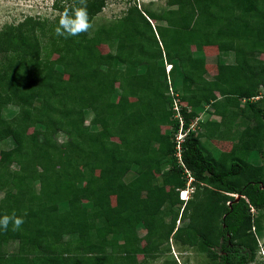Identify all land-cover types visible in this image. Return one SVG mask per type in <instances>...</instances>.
Segmentation results:
<instances>
[{
  "label": "trees",
  "instance_id": "trees-1",
  "mask_svg": "<svg viewBox=\"0 0 264 264\" xmlns=\"http://www.w3.org/2000/svg\"><path fill=\"white\" fill-rule=\"evenodd\" d=\"M64 1L53 10L63 12ZM104 5L88 0L91 22ZM167 5L157 14L133 4L92 35L59 37L57 20L33 17L0 31V142L16 147L0 160V216L15 211L25 220L18 231L0 229V264H140L138 255L149 257L170 238L209 264L255 260V232L264 227L251 214L264 208V60L256 57L264 54V0ZM103 45L113 52L102 53ZM211 47L220 82L206 78ZM170 92L179 93L178 112ZM9 107L16 110L5 117ZM203 112L214 118L200 120ZM177 114L186 132L181 157L195 186L193 204L184 202L182 211ZM226 130L238 140L215 158L201 140L230 143ZM249 152L263 163L250 164L241 154ZM141 226L149 230L140 239ZM10 241L19 249L6 255ZM117 251L122 261H113Z\"/></svg>",
  "mask_w": 264,
  "mask_h": 264
},
{
  "label": "rangeland",
  "instance_id": "rangeland-1",
  "mask_svg": "<svg viewBox=\"0 0 264 264\" xmlns=\"http://www.w3.org/2000/svg\"><path fill=\"white\" fill-rule=\"evenodd\" d=\"M57 1V0H56ZM55 2V0H0V31L5 26H13L20 23L22 20H24L26 17H33V18H48L51 21H56L58 26V20L59 16L62 13L61 11H54L52 8V4ZM168 0H105L104 8L101 10L100 13H98L93 19H92V25L93 27L89 30V34L92 35L93 32L98 28H107L120 18H122L125 15L126 9L136 4L137 8L145 11H151L155 12L157 14L161 13L163 10L170 9L172 7H169L167 5ZM61 6H68L69 1L65 0L64 2L60 3ZM153 24H163V22H154ZM40 37H42L40 35ZM44 41V40H43ZM47 41V40H46ZM44 43V42H43ZM102 53L106 54L109 52H113L109 47L107 46H101L99 48ZM205 53L208 56V62L206 63V70L207 75L206 78L208 81L211 80H217L222 81L218 77L217 74V49L214 47L207 48ZM256 57L260 60H264V54H256ZM163 58V56L158 55V59ZM52 59L55 61L59 60L58 55H52ZM233 57L230 56L228 59V62L232 61ZM170 66L166 67V72L169 70ZM134 79H130V82H133ZM228 81V80H227ZM205 87L209 88V85H206ZM260 94H264V88L260 87L259 90ZM170 96H173V102L172 107L176 112V109L179 111L180 101L178 99L179 93L174 94L173 92H170ZM258 98H254V100H258ZM21 101L26 102L27 101V95L22 94L21 95ZM15 111L16 109L9 107L8 110L4 111V116L6 117L7 112L9 110ZM10 110V111H11ZM246 115L240 111L239 116ZM92 118V114L90 112H87L85 115V124L88 125L90 119ZM214 117L208 116V114H205L203 112L200 116V120H212ZM215 119L218 120V117H215ZM239 118H236L235 123L233 124V129H238V123ZM246 120V119H245ZM250 127H254L257 123L255 120L249 121ZM196 130L198 129V125L195 126ZM164 130V128L162 129ZM203 132L202 128L199 130ZM226 133L231 135L228 139L230 143H221V141L218 140H210V138L203 137L201 142L203 147L208 151L213 157L217 158L219 154L225 149V151H229L231 149L233 143H235L238 140V133H233L232 130H226ZM65 140V138L58 139L59 142H62ZM114 141L119 142V140L115 139ZM217 142V143H216ZM227 142V141H226ZM232 142V144H231ZM16 147L14 146L13 142L11 140H7L6 142H0V160L6 161L8 159V155L14 150ZM244 158H246L250 164L252 165H261L263 162L260 160L259 156L255 152H249V154L241 153ZM240 156V155H239ZM240 158V157H239ZM13 169L15 167H12ZM155 176L157 179V183H161V171H155ZM132 178V175H130L127 179L130 180ZM184 179L186 180L185 187L181 190H179V199H180V192H186L187 194V201L189 205L193 204V201L195 200V186L193 185V179L190 181L188 179V176L184 174ZM202 186V185H201ZM13 195V193H10ZM4 196V191L0 192V199ZM181 200V199H180ZM185 201H182L181 207H179V210L184 206ZM75 203H70L71 206H73ZM178 208V206L176 207ZM251 214L254 215V218L256 215L261 217L262 222L264 221V208L257 210H251ZM165 222H169V218L165 219ZM184 224H187V220L182 221L181 223H176V226H183ZM149 230L146 227L141 226L140 229L137 231L138 237L141 239L145 236V234ZM254 230V229H252ZM255 237L257 240V252L256 257L251 264H258L259 262L258 257L262 253L261 246H264V227L260 232H255ZM69 237H66L63 239V241L69 240ZM154 242H156V239H153ZM141 245H145L144 241L140 242ZM19 249V241H10L3 245V252L6 255L14 254ZM110 252V251H109ZM261 252V253H259ZM114 258H116L113 261H122L124 258L123 255L119 254L117 252H113L112 254ZM112 261V262H113ZM137 262L140 264H209L210 260L207 258L205 254L198 253L194 248H190L186 244L180 243L175 241L174 239H169L166 241H161L159 243L158 249L156 252L152 253L149 257L144 258L141 255L137 256Z\"/></svg>",
  "mask_w": 264,
  "mask_h": 264
},
{
  "label": "clouds",
  "instance_id": "clouds-1",
  "mask_svg": "<svg viewBox=\"0 0 264 264\" xmlns=\"http://www.w3.org/2000/svg\"><path fill=\"white\" fill-rule=\"evenodd\" d=\"M92 27L88 11V0H69L68 6L64 8L59 16L55 34L64 38L75 37L87 33ZM26 214L24 213V215ZM24 223V217L18 216L15 211L0 216V229L5 231L8 230L9 225L12 226L13 231H18ZM261 250L262 253L259 252L261 254L257 263L264 264V246H261Z\"/></svg>",
  "mask_w": 264,
  "mask_h": 264
},
{
  "label": "built area",
  "instance_id": "built-area-1",
  "mask_svg": "<svg viewBox=\"0 0 264 264\" xmlns=\"http://www.w3.org/2000/svg\"><path fill=\"white\" fill-rule=\"evenodd\" d=\"M176 111L178 112V110L176 109ZM180 115L177 114L176 117H178L181 121V118L179 117ZM194 125L195 123L191 124L190 125V129L194 130ZM182 121L180 122V129L178 130L177 134L175 135V142H176V153H175V157H176V160H177V163L182 167L184 168V174L188 176V179L190 181H192V176L190 174V172L185 168L184 164H183V161H182V157H181V154H182V148H181V143L183 142L184 140V137L186 135V132H183L182 131ZM186 192H180V199L183 200V201H187V200H184L183 197H187V194H185ZM251 210L253 211V209L251 208Z\"/></svg>",
  "mask_w": 264,
  "mask_h": 264
},
{
  "label": "water",
  "instance_id": "water-1",
  "mask_svg": "<svg viewBox=\"0 0 264 264\" xmlns=\"http://www.w3.org/2000/svg\"><path fill=\"white\" fill-rule=\"evenodd\" d=\"M235 198H236V200H235V201H238V200H239V198H240V196H239V195H237Z\"/></svg>",
  "mask_w": 264,
  "mask_h": 264
},
{
  "label": "bare ground",
  "instance_id": "bare-ground-1",
  "mask_svg": "<svg viewBox=\"0 0 264 264\" xmlns=\"http://www.w3.org/2000/svg\"><path fill=\"white\" fill-rule=\"evenodd\" d=\"M184 200H188L186 197H183Z\"/></svg>",
  "mask_w": 264,
  "mask_h": 264
}]
</instances>
